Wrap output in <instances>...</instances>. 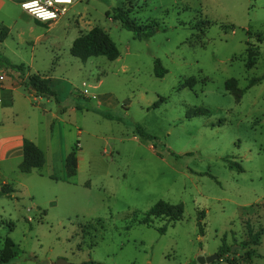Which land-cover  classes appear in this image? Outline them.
Returning <instances> with one entry per match:
<instances>
[{"label":"rangeland","instance_id":"obj_1","mask_svg":"<svg viewBox=\"0 0 264 264\" xmlns=\"http://www.w3.org/2000/svg\"><path fill=\"white\" fill-rule=\"evenodd\" d=\"M121 6L159 31L135 39L112 21ZM5 27L0 76L21 86L4 95L10 110L0 114V139L23 133L46 155L42 169L26 174L23 160L0 152V184L16 191L0 197V253L7 238L17 251L8 264H198L224 245L235 249L225 255L234 264H264V234L243 248L249 227L264 229V0H77L49 24L0 0V36ZM95 27L116 43L118 60L71 55ZM249 45L259 55L252 69ZM28 73L53 77L57 97H37ZM231 79L240 102L226 89ZM195 109L204 114L189 118ZM68 147L77 159L72 178ZM160 201L182 204L183 220L139 224Z\"/></svg>","mask_w":264,"mask_h":264},{"label":"trees","instance_id":"obj_2","mask_svg":"<svg viewBox=\"0 0 264 264\" xmlns=\"http://www.w3.org/2000/svg\"><path fill=\"white\" fill-rule=\"evenodd\" d=\"M133 9L117 7L113 9L111 18L113 22H118L125 28L127 31L133 33L135 39L145 40L151 38L157 31H159L158 25L155 23H150L148 25L139 24L134 18H132ZM209 23V22H207ZM8 29H4L0 36V41H3L6 38ZM248 63L247 68L252 69L256 65L258 54L251 51V45L248 47ZM71 55L82 62H87L91 58L104 57L109 61H116L120 58V50L113 39L107 34L103 29L95 27L86 35L80 36L77 38L71 48ZM18 70H22V66H14ZM155 74L158 78H163L167 74V70L163 67L160 60L155 61ZM193 83L196 81L194 78L190 79ZM263 78L253 79L250 82L249 87H253L256 84L262 82ZM29 86L32 92L36 96L56 98L57 94L52 89L51 80L40 76L38 74H33L28 78ZM193 88L194 86L191 85ZM226 89L229 91L236 99L237 102H240L243 97V92L238 86V82L235 79H231L226 83ZM87 100H90L89 98ZM164 100L161 98L159 103H157L154 108H158ZM100 114H103L104 117L109 118L107 114H104L97 110ZM204 113L195 109L190 111L189 118L203 115ZM138 131L141 134V137L145 140H152L153 138L145 133L142 129L138 128ZM79 144V143H78ZM46 164L45 153L32 141L24 139L23 142V161L19 166V170L22 173L30 174L34 170L42 169ZM77 171V159L75 154V148H73L71 154L66 160V172L68 178L76 176ZM15 189L9 184H0V197H11L15 193ZM184 217V206L171 205L169 203L160 201L158 202L149 212H147L144 218L139 219L138 223L141 225H146L151 227L153 225L154 219L166 218L170 223H177L182 221ZM206 214L204 211L200 212L198 216V225L200 233L204 235V224L202 222L205 220ZM101 222V220H99ZM13 224H10L11 231L13 230ZM160 233L165 234L166 228L159 229ZM264 234V229L259 232L254 233L253 230L248 228V243L244 244V249H247L249 245L259 246L261 244V236ZM15 245L11 242L9 238L6 240L5 249L3 248L0 253V264H8L10 261L14 260L17 257V251L14 250ZM220 260L214 262L217 264L222 261H227L228 264H234L233 261H229L227 258L224 259L225 255L231 254V247L224 245L219 253ZM250 259L252 256H249V251L247 255ZM249 259V260H250ZM88 264H97L90 262Z\"/></svg>","mask_w":264,"mask_h":264},{"label":"crops","instance_id":"obj_3","mask_svg":"<svg viewBox=\"0 0 264 264\" xmlns=\"http://www.w3.org/2000/svg\"><path fill=\"white\" fill-rule=\"evenodd\" d=\"M5 28L8 29L7 27H5ZM9 32H10V30H9ZM29 76H31L29 73L25 75V79L27 81H28ZM45 78H48V79L51 80V86H52V89H53L54 78L51 77V76H45ZM20 82H21V79L19 77L17 79H15L14 81H12L11 85L9 84L8 86L4 85L5 81L4 82H0V88L3 90V93H4V94L2 93L3 97H0V114H1V116H4L6 114L8 115L9 114V110H10V107H9L10 105L8 104V101L5 100V98H7V95H5L6 92H9V91L12 92V91L19 90V88L21 86ZM93 88H96V87H93ZM74 94H75V89H74ZM4 95H5V98H4ZM83 96H84V98L86 100L88 98L89 99L92 98V97L90 98V96H87V95H83ZM43 98H47L49 100L48 97H42V99ZM77 109L78 108H75V109H72V110L76 111ZM56 119H59V118L57 117ZM0 122H1V118H0ZM13 132H16V131H13ZM24 139H27L25 134L18 133V132H16L15 135H11V136L9 135L5 139L1 138L0 139V152L3 154V157H5V158H17V159H19V161H22L23 160V142H24ZM28 140L34 142L40 148V146L38 145L36 140H34V139H28ZM72 150H73V148L71 149L70 147L65 149V152H64L65 161L67 160L68 156L71 154ZM45 157H46V155H45ZM3 184H7V183L4 182ZM224 259H226V256L224 257ZM250 262L253 264V259Z\"/></svg>","mask_w":264,"mask_h":264},{"label":"built area","instance_id":"obj_4","mask_svg":"<svg viewBox=\"0 0 264 264\" xmlns=\"http://www.w3.org/2000/svg\"><path fill=\"white\" fill-rule=\"evenodd\" d=\"M21 9L43 23H56L65 16L69 7L77 0H14ZM6 75L0 76L4 82Z\"/></svg>","mask_w":264,"mask_h":264},{"label":"water","instance_id":"obj_5","mask_svg":"<svg viewBox=\"0 0 264 264\" xmlns=\"http://www.w3.org/2000/svg\"><path fill=\"white\" fill-rule=\"evenodd\" d=\"M235 251V249H232L231 252L233 253ZM220 260V255L219 254H215L212 256H207V255H203L201 253L199 259H198V264H213L214 262ZM54 264H70L68 263L66 260L60 259L58 260L56 263Z\"/></svg>","mask_w":264,"mask_h":264}]
</instances>
